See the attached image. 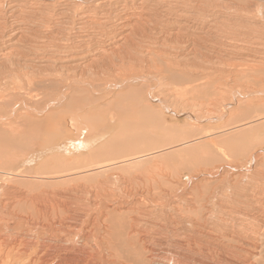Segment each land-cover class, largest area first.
Here are the masks:
<instances>
[{
  "label": "bare ground",
  "instance_id": "obj_1",
  "mask_svg": "<svg viewBox=\"0 0 264 264\" xmlns=\"http://www.w3.org/2000/svg\"><path fill=\"white\" fill-rule=\"evenodd\" d=\"M20 1L23 0H9V4L18 7V2ZM46 1L43 4L53 5L55 8L57 3L55 0H49L52 1L50 4L46 3ZM215 1L60 0V2H63L62 4L65 3L64 5H67L66 8L62 9V18H72L70 25L64 27L67 29V31H64L65 34H61L62 28L57 25L58 23H52V19L51 21L48 20L49 23L46 21L39 29L36 30L34 28V33V30H30L33 34L39 33L36 38H33L30 34L31 40L29 39V34L27 33L28 35H26V30H23L25 28L7 27L6 22L3 23L7 26L2 25L1 20H5L7 10L0 3V82L4 77L10 75H12L11 80L14 78V71L18 68L15 63L14 52L18 55L24 54V51L32 52L33 58L39 61L43 60L45 63L52 64L53 67H59L57 69H65L66 71L77 72L81 70L83 63H85L84 67L87 68L98 69L97 66H101L108 73L120 72L123 75V77L119 76L118 85L116 86L127 87L129 84L136 85L139 83V91L143 92L147 101L160 104V106L152 104V107L154 109L159 108L158 111L162 113L163 123L165 121L168 122L164 113L171 114L170 116L174 117V120L181 114L188 116L190 100L197 101L204 98L214 103L221 99L223 100L224 97L227 99L225 93L229 92L231 85L228 87V84L231 80L236 83L243 81L249 84L247 88H239L241 93L239 90L236 91L238 100L248 99L238 104V108L233 109V113L229 112V119V116L226 117L228 121L237 118L239 119L238 121L236 120L237 122H232L229 125L225 123L226 127L224 125V128H218L217 131L211 133L205 131L206 133L200 135L201 132H198L199 135L195 137L194 134H191L192 137L189 138L182 135L183 130H185L183 128L181 129V136L179 130L176 131L179 132V136L173 131L171 136V133L166 135L167 133L164 132L165 137H168L163 146L159 145L160 148L154 147L150 148V150L147 149L148 151L144 153L135 152L124 155V157L122 155V158L115 160H112L111 156V159L106 157L102 161L97 160V158L85 161L84 166L86 168L103 169L101 172L95 171L96 173L99 172L100 177L110 173L107 169L110 167L115 168V170L112 169L114 172H120L116 178L113 175H108L104 180H98L94 188L96 190L94 191L95 193H91L92 197L87 198L85 202H82V195H79L80 193L83 194V188L75 183H67L71 185L72 189L67 187L57 188L54 191L52 190L53 194L48 193L47 189H41L35 193L33 191L15 190L19 191L17 192L18 195H15V198L12 196L10 198V194L13 193L11 195H14L15 191L11 192L14 188L9 184H18V182L12 181L9 184H4L3 187L0 182V188H2L0 190L2 192H0V264H17L19 262H22L21 264H253L251 263L253 258L246 254L245 249L249 244L256 249L264 239L263 226L262 228H257L256 225L258 216L264 219V199L260 198L264 192V136L260 135L263 131L257 132L258 134L255 132L257 129L264 128L261 125L264 124V113L253 114L256 102L260 105L264 100L262 97L264 89L259 91L255 86L256 84H264V9L262 12L263 18L260 20L261 17L258 16V18L256 15L258 12L254 13L256 6V8L252 7L253 9L251 8L253 5L242 7L238 4H233L232 1L231 4L224 3V5H221L219 3L217 5ZM254 2L256 3L255 0ZM262 2L264 4V0ZM41 7L42 5L38 8L37 14ZM43 7L44 9L47 8L45 5ZM106 7L108 8L105 9ZM47 10L49 14L50 12H56L53 8H47ZM37 14L35 13V15ZM55 15L57 14L55 13ZM78 16L83 17V20H89V22L76 24ZM86 30H91L93 33L101 35L104 40H100L97 43L85 42ZM20 33L21 35H19ZM28 41H31L32 47L27 46L26 43ZM27 63L29 64V62ZM23 65L21 63L20 67ZM19 76L20 74L18 73L16 75L17 79H19ZM27 77L29 78V76ZM167 81L173 82L171 86L164 89L162 85ZM44 83L45 80L36 81L34 85L37 87L34 86L33 90L36 91L37 88L43 87L44 85L42 84ZM236 83L233 84L236 85ZM11 84L13 85V83ZM222 84L224 91H221ZM235 85L233 86L234 88H236ZM172 86L175 87L173 91ZM180 86L184 87V89H178ZM130 87L133 88L134 86ZM14 88L15 90L17 89L16 87ZM26 88L28 87L26 86ZM15 90L13 91L14 93ZM19 90L21 89L19 88ZM6 92L5 94L7 95ZM236 95H234L235 99ZM22 97L26 98V96ZM32 97L31 95V99ZM140 99L142 101L145 100ZM40 101L42 100L40 99ZM138 102L136 101V103ZM141 102L139 103L141 104ZM223 102H226V100ZM234 102L237 101L235 100ZM37 103L35 102V104ZM39 105L35 106L38 108ZM129 105L131 107L135 106ZM12 106L14 107V105ZM40 106L42 107L43 105ZM142 106L143 108L145 106V109L147 108L146 111L149 110L148 106L150 105L145 104ZM215 106V110L219 113L218 110L222 109L217 107L216 103ZM31 107L35 110V107ZM134 108L132 107L131 110ZM8 109L13 108L8 107ZM111 111L113 113L109 116L113 120H117V114L114 113V110ZM214 111L209 115H217ZM24 112L28 113V111ZM155 113L157 112L155 111ZM151 114H154V112H150ZM8 115H5L6 118L10 116ZM13 116H16V113ZM218 117L221 118L222 116L219 114L210 117V119L219 120ZM152 119H150V122ZM37 120L39 121V119ZM225 120L221 122L223 123ZM19 121L16 122L18 123ZM206 121L209 122L208 120ZM257 122H260V124L258 125ZM111 123L112 121L110 120L109 124ZM75 124L77 123L75 122ZM114 124L116 125L117 123ZM121 124L118 125L121 126ZM1 125L3 124L1 123ZM113 125L112 127L114 128ZM166 126L170 128L171 125ZM147 127L144 128H146L145 130L148 133ZM0 128L2 127L0 126ZM150 129L149 131L153 130L152 127ZM235 129H238V133L243 136L237 143L238 146L236 148L235 146L232 147V143L226 146L225 143L220 142V145L219 142H216L220 141L216 140L217 137L216 141L212 139L206 140L207 137L213 138L214 136H220V134L224 135L228 130ZM156 130L157 128L153 131ZM162 130L165 131L166 129ZM198 130L201 131L200 127L196 130V133ZM253 132H255L256 137H252ZM196 133L195 135L198 134ZM16 135L18 136L17 133ZM199 136L200 138L206 137V141H201L203 145L210 142L209 144H212L217 150L215 154L213 152L215 149L209 152H207L208 148L207 150L205 149L212 159L211 162L209 160L206 162L209 163L205 166L207 168L199 167V164L202 165L201 162L204 161L201 157L200 160L202 161L198 158L200 163L197 162L199 168L194 169V171H190V168H187L190 172V175L187 176L183 172L185 169L183 168L182 171L180 169L179 175L175 176L178 177V180H174L175 174L173 172L170 173V171L168 172L159 166L151 165L143 170L142 167L148 166L154 161L153 159L151 161L149 156L155 155V152H158L157 150L164 148L168 150L177 148L178 150V147L193 146L192 144L195 143V140L190 138H199ZM159 139L163 140L164 137ZM244 139H247L248 142L241 145ZM240 142L242 143L240 144ZM222 144L225 145V148ZM76 145V150L81 148L88 150L90 144L85 141V143L77 142ZM22 147L24 148V146ZM201 147L203 148V146ZM201 147L200 149H202ZM181 149V153L186 152V149L191 150L190 147ZM172 151L174 152L175 150ZM103 152L105 153V151ZM115 152L117 154V151ZM199 152L197 151L196 154L198 155ZM173 154L175 155V153ZM192 154L195 153L192 152ZM218 155L221 156V161L218 160ZM107 156L110 157V155ZM147 157H149L151 162H144ZM180 157L183 158L182 156ZM187 157L189 158V156ZM191 158L193 159V157ZM196 158H194L195 161H197ZM186 160L182 159L185 162ZM133 161H136L135 167L132 166ZM13 168L17 170L15 169L16 166ZM178 168L180 167L178 166ZM176 171L175 173L177 174L178 172ZM237 172L242 173L241 176H230V174H236ZM98 174L96 175L99 176ZM0 175L12 176L14 171L2 169L0 170ZM41 175L48 176L43 172H41ZM83 177L80 176V178ZM65 179L67 178H64V181H66ZM209 179H214V181L209 182L211 181ZM112 182L116 183V188L108 190L107 186L110 188L109 185ZM13 184L12 186H17ZM135 184L138 185V188L132 193L129 187L133 188ZM11 188L13 190H10ZM134 188L136 189V186ZM105 197L106 199H104ZM91 198L94 199L91 200ZM112 205H114V208L110 209L109 207ZM246 210L248 213L245 212ZM255 215L258 216L256 217ZM30 216L32 218H29ZM42 219L43 221H41ZM244 219L253 220L255 225L243 224L242 220ZM30 220H33V225L30 224ZM245 225L250 228H245ZM75 226L78 227L77 233L74 232ZM48 230H53L55 234L64 233L65 235V239L61 242L56 252L51 248V244H48ZM28 233H31V235L28 236ZM55 234H53V240L56 242L59 237L58 235L55 236ZM22 248H24V251L28 249L27 251L32 254L28 255L26 252H24L26 254H23ZM159 254L166 256L164 257V262L159 260Z\"/></svg>",
  "mask_w": 264,
  "mask_h": 264
},
{
  "label": "rangeland",
  "instance_id": "obj_2",
  "mask_svg": "<svg viewBox=\"0 0 264 264\" xmlns=\"http://www.w3.org/2000/svg\"><path fill=\"white\" fill-rule=\"evenodd\" d=\"M45 1L46 0H23V1L18 2V7H16V6H11L9 4V0H0V3H2V6H4V9L7 10V13L5 15V20H1L2 25L3 26L8 25L7 27L12 26L16 29L25 28L23 30H26V35L29 34V39L31 40L32 37L36 38V35L39 34L37 32L35 34H33L35 32L34 28L37 30L40 27H42L46 23V21H48V20L51 21L53 19L51 22L52 23L53 22L58 23L57 25L60 26L63 30L61 32V34L62 33L65 34L64 31H67V29L64 27L70 25L69 23L72 22V18H62L63 16H61L63 14L62 9L66 8L67 5H64L65 3L62 4L63 2H60V0H55L57 3L55 4V8H54L53 5L43 4ZM231 1L233 2V4H238L239 6H242V7H244V6L247 7V6H251V5H253V6H251V8L257 7L256 8L257 10L254 9L255 10L254 13L256 14L258 12L259 14L257 13L256 15H257V17L258 16L261 17L260 20H262V18H263L262 12L264 9V4H263L262 0H255L256 3L254 2V0L253 1H251V0H248V1L247 0H239V1L238 0H236V1L235 0H216L215 4H217V5L219 3L221 5H224V3L225 4H227V3L231 4ZM47 2H48V4L52 3V1H49V0L46 1V3ZM78 2H80V1H78ZM246 2H248L249 4ZM253 2H254V4H253ZM257 2H258V4H257ZM60 4H62V5H60ZM40 5H42V7H41L42 10L39 9V13L37 14L38 8L40 7ZM44 5L47 8H53L56 11V12L55 11L54 12L57 15H55V13H53V12H50V14H49L47 8L44 9V7H43ZM257 5L258 6L261 5V6L258 7ZM107 8L108 7H106L105 9H107ZM40 10L42 11V13ZM46 12H48V13H46ZM35 13L37 15H35ZM47 16L49 19L47 18ZM54 19L57 21L55 22ZM77 20L78 21L76 22V24L85 23L86 21L89 22V20H83V17H81V16H78ZM49 21L47 23H49ZM3 22H6L7 25H5V23H3ZM114 23H117V22H114ZM110 24H111V22H110ZM30 30L31 31L34 30L33 33L30 32ZM0 31H1V29H0ZM30 34L32 35V37L30 36ZM19 35H21V33ZM85 35H86V36H84V39L86 40L85 42L97 43L100 40H104V38L101 35L95 34L91 30H86ZM33 41H34V39H33ZM26 44L28 47H32L31 41H28ZM31 53L32 52L24 51V54L18 55L16 52H14L13 54H15L14 58L16 60L15 63L18 66V68H16V69H15V67H17V66L15 65V67H14V69H15V71L13 70L15 72V73L13 72L14 78H13V80H11L12 75H10L8 77H4V79L1 81V82H4L5 84L0 82V84H2V85H0V88H1L0 89V113H1L0 121L5 118L3 121L0 122V126L2 127V128H0V136H1L0 137V149H1L0 150V158H1L0 159V170L3 169V170H13L14 171V175H12V176L10 175L11 177L0 175V182L2 183L1 184L2 187L4 186V184H9L12 181L15 183L18 182V184L12 183L13 185H17L16 187L12 186L11 183L9 184L11 187L14 188V190H13V188L10 189V190H13L11 192H14L15 190H19V191L23 190L25 192H27V191L32 192L33 191V193H35L38 190H41V189L46 190L47 189L46 191H48V193L53 194L52 190L54 191V189L65 188V187L72 189L71 185H68L67 183H75L76 185L83 188V194L84 195L81 193L79 195H82V198H81L82 202H85L87 198L92 197L91 193H93V194L95 193L94 191H96V190H94V188L96 187V185H97L96 183L98 180H104L108 175L109 176L113 175L116 178V176H118V173L120 174V172H118V171H115V172L113 171V170H115V168L110 167V168H107L110 173H108L106 175H102L100 177V175L98 174L99 172L98 173H96V172L97 171L101 172L103 169L95 170L94 168H90V167L86 168L84 166L85 161L90 160L92 158H95V159L97 158V160L102 161L103 159H106V157L111 159V156H112V160H115V159L122 158V155L124 157V155L135 153V152H140V153L143 152L144 153V152L148 151L147 149L150 150V148L151 149L154 147L160 148L159 145L163 146L165 144L166 138L168 137V136L165 137L164 132L167 133L166 135H168V133H171L170 134V136H171L172 131H173V133H175L176 131L179 130L180 136H181V134H182L181 129L183 128L186 130V134H185V130H183L184 132L182 135H184V137L189 138V137H192L193 134H194V137L198 136L199 135L198 132H201L200 133V135H201V134H204L206 132L211 133L213 131H217L218 128L222 129V128H224V125L226 127L230 123L237 122L239 120V119L235 118V119H233L235 121H233V120L228 121V119L230 118V113H233V111H234L233 109H237L238 104H240L241 102L246 101L248 99V98L247 99L243 98V99L238 100L237 99L238 95H236L237 94L236 91L239 90V92L241 93L240 89H244L245 87L247 88V85H249V84H247L243 81L236 83V82H233L231 80L228 84V87L231 85L229 87V90H228L229 92L225 93L226 94L225 96L227 99H225V97H224L223 100L222 99L220 100L221 102L217 101L214 103H212L211 101H207L204 98H201L200 100H197V101L190 100L189 115L188 116H184L183 114H181V115H178V118H175V120H174V117L170 116L171 114L164 113V114H166L168 122L165 121L163 123V121H162L163 118L161 115L162 113L161 112L159 113V111H158L159 108L154 109L152 107L153 106L152 104H158V103H155V102L151 103V102L147 101V98L145 97L143 92L139 91V88H138L139 83L136 85L129 84V86L127 85V87L126 86H124V87L116 86V85H118L117 81L119 79V76L123 77V75L120 72L108 73V72L104 71V69L101 66H97V65L96 66L98 67V69L93 68V67L87 68V67H84L85 63L82 64L81 70H79L77 72L76 71H66L65 69H57L59 67H53L52 64L50 65V63H45V62H43V60L39 61L38 59L33 58L34 56ZM19 56H21V57H19ZM21 60L22 61L25 60L26 62L25 61L22 62ZM27 62H29V64ZM21 63H22V65L24 63V65H23L24 68H23V66L20 67ZM26 64L28 65V67ZM58 70H60V71H58ZM97 70H98V73H97ZM3 71H4V69H3ZM18 73L20 74L19 79H17L18 77H16V75H18ZM0 75H1V71H0ZM217 75H218V73H217ZM27 76H29V78ZM230 77L232 78V76H230ZM40 80H45V83L42 84V85H44L43 87L37 88V90H36L37 92H36L33 90V88L35 86L34 84L36 81L40 82ZM172 82L173 81H167L162 86L164 87V89H167L169 86H171ZM10 83H13V85L12 84L10 85ZM233 83H236V85ZM14 84H15V86H14ZM18 84H19V86H17ZM143 84H144V82H143ZM174 84H176V83H174ZM4 85H5V87H4ZM156 85H158V84H156ZM234 85L236 88L233 87ZM26 86L29 89L28 88L25 89ZM130 86H134V87L132 88ZM255 86L258 88L257 90H259V91L264 89L263 88L264 84H262V85L256 84ZM14 87H16L17 89L15 90ZM35 87H37V86H35ZM152 87H153V85H152ZM2 88L3 89L5 88V89L3 90ZM19 88L21 89V90H19L21 92L18 91ZM172 88H173L172 89V91H173L175 87L172 86ZM180 88L184 89V87H181V86L178 87V89H180ZM14 90H15V93L13 92ZM23 90L25 93L23 92ZM224 90L225 89H223V84H222L221 91H224ZM3 91H5V92L8 91V92H6L7 95ZM9 93H11L13 97ZM16 93H18V95H16ZM21 93L24 95H22ZM38 93H40V94H38ZM31 95L33 96L32 99H31ZM234 95H236V99H235ZM22 96H26V98L22 97ZM39 97H41V98H39ZM262 97L264 98V95ZM27 98H28V100H27ZM140 98H142L143 100L145 99V100L142 101ZM158 98L160 99V97H158ZM40 99L42 101H40ZM29 100H31L32 102ZM135 100L137 102L142 101L141 102L142 105H145V104L150 105V106H148V108H149V110H151L150 112H152V111L154 112V114H151L153 116L150 115V112H148L149 110L146 111L147 108L145 109V106L143 108V106L139 102L136 103ZM224 100H226V102H223ZM228 100H229V102H228ZM235 100L237 102H234ZM34 101L38 102V103L35 104ZM218 102H220V103H218ZM135 103L139 104V105L136 106ZM215 103H216L217 107H220L222 109V110H218L219 113L215 110L216 109ZM23 104H24V106H23ZM34 104L36 106H38V104L43 105L42 107L45 110L43 111V108L40 105H39L40 108L39 107L37 108ZM129 104L135 105L132 107L133 108L135 107L134 109H139V110H134V109L131 110L132 107ZM227 104H229V105H227ZM258 104L259 103L256 102V105L254 107L255 112L253 114H258L259 112L264 113V100L260 103V105H258ZM12 105H14V107ZM158 105L160 106V104H158ZM31 106L35 107L36 111ZM47 106H49V107H47ZM211 106H213V107L211 108ZM8 107L13 108V109H8ZM141 108H142V110H141ZM14 109H15V112H14ZM28 109H30V110H28ZM143 109H145V110H143ZM211 109H213V110H211ZM11 110H12V112H11ZM20 110L22 111V113ZM111 110H114L115 111L114 113L117 114V116H118L117 120H115V119L113 120L109 116L111 113H113ZM17 111H19L20 113ZM24 111H28V113L24 112ZM140 111H141V113H139ZM144 111H146L147 113ZM155 111L159 115L157 113H155ZM213 111H214V113H217V115L220 114L222 117L221 118L218 117L219 120H211L210 117L217 116V115H213V116L209 115L210 113H213ZM241 111H242V109H241ZM15 113H16V116H13V115H15ZM11 114H12V116H11ZM22 114L23 115L25 114V115L23 116ZM5 115L9 116V117H7L8 120H7ZM33 116H34V118H33ZM207 117H208V119H207ZM226 117H228V119H226ZM151 118H153V119L150 122ZM12 119H14V120H12ZM15 119H17V120H15ZM37 119H39V121ZM194 119H196V120H194ZM197 119H199V120H197ZM204 119L208 120L209 122H207ZM5 120L8 122H6ZM32 120H35L36 122L33 121L34 122L33 123ZM110 120L112 121L111 124H109ZM201 120H203V121H201ZM223 120H225V121L222 123L221 121H223ZM16 121H19L18 122L19 124ZM75 122L77 124H75ZM121 122H122V124H121ZM1 123L3 125H1ZM35 123H37V124H35ZM114 123H117V124L115 125ZM150 123H151V125H149ZM8 124H10V125H8ZM118 124H121L123 129ZM123 124H124V126H123ZM137 124H139V125L137 126ZM257 124L259 125L260 122H257ZM112 125L114 126V128L112 127ZM163 125H164V127H163ZM166 125H171L170 128H172V129H170L169 126H166ZM261 125L264 126V124H261ZM96 126H97V128H95ZM146 126H148L147 127L148 133H151L149 135H148L147 131L145 130L146 128H144ZM150 126L152 127L153 130H155L156 128H157V130L156 131L152 130L153 132L149 131V130H151ZM153 126H155V128H153ZM165 126H166V128H165ZM196 126H198V127H196ZM202 126H204L205 128ZM199 127H200L201 131L198 130L197 131L198 134H197L196 130L199 129ZM202 128L205 130L203 131ZM6 129H8V130H6ZM162 129H164V130L166 129L168 132L166 130L163 131ZM192 130H193V132H192ZM194 130H195V132H194ZM238 131H239L238 129L228 130V132H225L224 135L220 134V136H214L213 138L212 137L200 138V136H199V138H197V137L196 138H190L191 140H195L196 144L195 143L192 144L194 147L191 145H188V147L186 146V148L190 147L191 150L186 149L185 147H181L183 149H186V152H182V153L180 152V150H182L180 147H178V150H177V148H173V149H169V150L167 148H164L167 150L161 149L162 150L161 151L159 149L160 151L157 150L158 152L153 151V152H155V155L153 154L152 155L153 157L152 156H149V157H150L151 161H153V160L154 161L151 162L149 157L145 158L144 162H151V164H149L148 166L142 167V168H143V170H145V169L149 168L151 165H155L157 167L159 166V167L164 168L168 172L170 171V173L173 172V174H175L174 180H178V177H175V176L179 175L180 169L182 171L184 168L186 171L184 170L183 172L185 173V176H187V175H190V172L187 168H190V171H192V170L194 171V169L199 168L200 166H201L200 168H207L205 166L209 163H206V162H208V160L210 162L212 161V159L209 157V153H207V152L212 151L213 149H215V147L211 144L213 146L212 147L209 144L210 142H208V144L205 143V145H203L204 141L209 140V139H212L213 141L220 140V141H216V142H219V143L223 142V143H225L226 146H228L230 143H232V147L235 146V148H236L238 146L237 143L243 137L241 134L238 133ZM259 131H261V132L263 131L262 133H260V135L263 137L264 136V128L255 130L256 134H258L257 132H259ZM155 132L157 133L156 135H155ZM179 132H176L178 136H179V134H178ZM255 132L252 133V137H254V136L256 137V134H254ZM16 133L18 134V136L16 135ZM189 133H190V135H189ZM195 133L197 135H195ZM236 133H238V134H236ZM5 134H6V136H5ZM143 134H145V135L143 136ZM233 134H235L236 136L238 135V136L236 137ZM8 135H9V137H8ZM86 135H87V137H86ZM14 136H15V138H14ZM163 137H164L163 140L159 139V138H163ZM216 137H217V139H216ZM9 138H11V139H9ZM36 138H38V139H36ZM205 138H206V140H205ZM222 139H224V140H222ZM230 139H231V141H230ZM235 139H236V141H235ZM13 140L15 143L12 142ZM48 140H50V141H48ZM46 141H48V143H46ZM85 141L89 142V144H90L89 149L87 148L88 150H86L84 148H81V149L76 150V146H77L76 143L77 142H84L85 143ZM201 141H203V142H201ZM232 141L235 143H233ZM242 142H240V144L242 143L241 145H244L245 143L248 142V140L244 139ZM200 143H201V145H200ZM198 144H199V146H197ZM220 145H221V143H220ZM222 145H224V144H222ZM225 145H224V148H225ZM22 146H24V148H26V149H24ZM195 146H197V147L195 148ZM201 146H203V148ZM200 147L204 150L205 149L207 150V148L209 150H207V152H206V150L204 151V150L200 149ZM261 147H263V146H261ZM110 148H111V150H110ZM263 149H264V147H263ZM114 150L117 151V154L118 153L119 154L118 155L115 154L116 152ZM172 150H175V151L173 152ZM196 150L198 152L200 151L198 153V155L196 154L197 153ZM103 151H105V153ZM216 151H217L216 149L213 150V152L215 154L217 153ZM106 152H107V154H106ZM108 152H109V154H108ZM162 152H163V154H162ZM164 152H166V153H164ZM192 152L195 154H192ZM201 152H202V154H201ZM173 153H175V155ZM107 155H110V157ZM190 155H191V157H193V159L190 157ZM207 155H208V158H207ZM173 156H176V157H173ZM180 156H182L183 158H181ZM187 156H189V158ZM201 157L204 161L200 160ZM175 158H178V159H175ZM194 158H196L197 161H195ZM198 158L200 161H202L201 162L202 165L199 164V167H198V163H200V162H198ZM182 159L183 160L189 159V160L188 161L186 160V162H185V161H182ZM26 160H30V161H26ZM218 160L219 161L222 160L221 156H219V155H218ZM135 162L136 161H133V163H132L133 167H135V164H136ZM203 162H204V164H203ZM155 163H158V164H155ZM15 166H16L15 169H17V170H14V168H13ZM178 166L180 168H178ZM176 170H178V171H176ZM73 171H74V173H72ZM175 171L178 173L176 174ZM41 172H43L44 174H47L48 176L41 175ZM20 173H23L25 175H23V174L20 175ZM66 173H68V174H66ZM27 174H29L30 176ZM32 174H33V176H32ZM96 174H98L99 176H97ZM241 174L242 173L237 172L236 174L235 173L230 174V176L236 177V176H241ZM61 175H63V176H61ZM94 175H96V176H94ZM80 176L81 177L84 176V177L80 178ZM89 176H90V178H89ZM87 177H88V179H87ZM28 178H29V180H28ZM64 178H67V179H65L66 181H64ZM71 178H73V179H71ZM35 179L36 180L39 179V180H37V182H36ZM40 179L42 180L41 182H40ZM70 179L72 180V182H70L71 181ZM76 179H78V180L76 181ZM113 180H114V178H113ZM209 180H211V179H209ZM4 181H5V183H3ZM213 181H214V179H212L209 182H213ZM23 183H25V184H23ZM55 184H57V185H55ZM41 185H43V186H41ZM109 186H110V188L107 186L108 190L111 188L114 190V187L116 188V183L112 182V183H110ZM135 186H136V189L134 188ZM213 186H215V185H213ZM24 187H25V190H24ZM84 187H85V189H84ZM137 188H138V185L135 184V185H133V188L129 187V190L132 193H134L137 190ZM1 189L2 188H0V190ZM206 189H208V188H206ZM19 191H15L14 195H11V194H13V193H11L10 198H11V196L13 198H15L18 195L17 192H19ZM174 192H175V190H174ZM263 193H262V197L260 196V198L264 199ZM1 198H3V197H1ZM93 199L94 198H91V200H93ZM104 199H106V197ZM109 208L113 209L114 205L110 206ZM245 212L248 213L247 210ZM255 216L257 217L258 215H255ZM258 217L259 218L256 222L257 228H262V226L264 228V219L261 216H258ZM29 218H32V216H30ZM244 220H242L243 224H249L251 226L255 225L253 223V220H245V221ZM41 221H43V219ZM33 223H34L33 220H30V224L33 225ZM260 223H262V224H260ZM258 225H260V226H258ZM245 228H250V227L245 225ZM53 229H55V228H53ZM77 229H78V227L75 226L74 232L77 233V231H78ZM29 232H32V231H29ZM53 232H54L53 230H48L47 238H48V244L49 245L51 244L50 245L51 248L53 249L54 252H56L59 249L61 242L65 239L64 238L65 235H64V233L55 234V232L54 233ZM53 234H55V236L58 235V237H59L58 241L55 242L53 240ZM30 235H31V233L28 236H30ZM49 239H51V240H49ZM255 241H257V240H255ZM246 244H247V242H246ZM234 245H236V244H234ZM247 246L248 247L245 249V251L247 252L246 254L248 256L250 255L249 257L253 258V259H251V263H253V264H264V255H263V253H264L263 252L264 251V239H263L261 245L259 244L256 249L253 248L250 244ZM27 250L28 249H26L24 251V248H22L21 251L23 252V254L28 253V255H31L32 253L27 251ZM24 252H26V253H24ZM157 252L159 253L158 250H157ZM159 257H160L159 260L161 262H164V257H166V256L164 254H159ZM257 259H259V260H257ZM21 263L22 262H19L17 264H21Z\"/></svg>",
  "mask_w": 264,
  "mask_h": 264
}]
</instances>
